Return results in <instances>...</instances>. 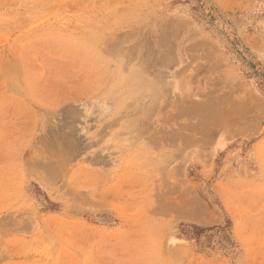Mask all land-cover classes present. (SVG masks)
<instances>
[{
	"label": "rangeland",
	"instance_id": "rangeland-1",
	"mask_svg": "<svg viewBox=\"0 0 264 264\" xmlns=\"http://www.w3.org/2000/svg\"><path fill=\"white\" fill-rule=\"evenodd\" d=\"M0 264H264V0H0Z\"/></svg>",
	"mask_w": 264,
	"mask_h": 264
},
{
	"label": "bare ground",
	"instance_id": "bare-ground-1",
	"mask_svg": "<svg viewBox=\"0 0 264 264\" xmlns=\"http://www.w3.org/2000/svg\"><path fill=\"white\" fill-rule=\"evenodd\" d=\"M138 92V91H137ZM133 93V92H132ZM194 210V209H193Z\"/></svg>",
	"mask_w": 264,
	"mask_h": 264
}]
</instances>
